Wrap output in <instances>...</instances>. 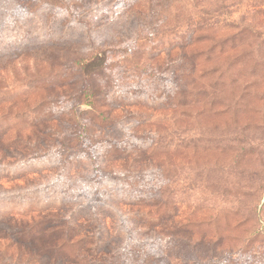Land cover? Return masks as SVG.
<instances>
[{
    "label": "rangeland",
    "instance_id": "rangeland-1",
    "mask_svg": "<svg viewBox=\"0 0 264 264\" xmlns=\"http://www.w3.org/2000/svg\"><path fill=\"white\" fill-rule=\"evenodd\" d=\"M86 263L264 264V0H0V264Z\"/></svg>",
    "mask_w": 264,
    "mask_h": 264
},
{
    "label": "trees",
    "instance_id": "trees-1",
    "mask_svg": "<svg viewBox=\"0 0 264 264\" xmlns=\"http://www.w3.org/2000/svg\"><path fill=\"white\" fill-rule=\"evenodd\" d=\"M88 262H90V261H88ZM87 264V263H86Z\"/></svg>",
    "mask_w": 264,
    "mask_h": 264
}]
</instances>
